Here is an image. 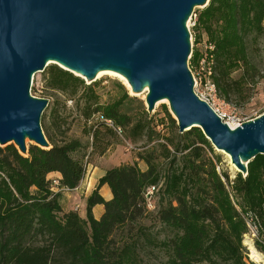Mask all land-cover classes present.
Listing matches in <instances>:
<instances>
[{
	"label": "trees",
	"instance_id": "trees-1",
	"mask_svg": "<svg viewBox=\"0 0 264 264\" xmlns=\"http://www.w3.org/2000/svg\"><path fill=\"white\" fill-rule=\"evenodd\" d=\"M195 28L213 45L218 95L238 104L250 85L264 77L258 60L264 0H210L198 11ZM198 41L195 36L194 43ZM199 55V49L192 48L190 63ZM45 70L48 87L66 98L82 89V115L92 143L87 151L85 143L67 135V127H61L66 116L55 105L50 111L52 127L42 128L49 148L30 144L23 155L13 144L0 146V264H256L248 259L243 242L247 227L241 212H260L264 154L248 162L245 176L237 173L230 189L228 175L217 171L216 156L208 154L213 148L200 128L176 129L165 136L155 130L147 111L141 110L135 120L128 114L123 100L135 101L141 109V99L125 92L123 100L103 107L81 76L56 64ZM163 107L169 124L175 126L176 120ZM98 113L120 126L129 142H141L136 157L146 168L134 162L106 170L98 186L107 184L111 198L95 189L82 218L74 210L62 209L53 186L56 182L59 188L76 187L90 158L111 145L116 133L95 118ZM51 172L60 177H49ZM160 181L154 220L144 225V193ZM97 204L103 208L95 218L92 209Z\"/></svg>",
	"mask_w": 264,
	"mask_h": 264
},
{
	"label": "water",
	"instance_id": "water-1",
	"mask_svg": "<svg viewBox=\"0 0 264 264\" xmlns=\"http://www.w3.org/2000/svg\"><path fill=\"white\" fill-rule=\"evenodd\" d=\"M209 1L0 0V145L13 144L23 155L28 140L50 147L41 126L48 100L30 88L53 59L86 78L102 68L118 70L133 94L147 84V112L167 99L179 132L200 128L245 176L248 162L264 154V112L231 127L195 93L188 66L186 22Z\"/></svg>",
	"mask_w": 264,
	"mask_h": 264
},
{
	"label": "rangeland",
	"instance_id": "rangeland-1",
	"mask_svg": "<svg viewBox=\"0 0 264 264\" xmlns=\"http://www.w3.org/2000/svg\"><path fill=\"white\" fill-rule=\"evenodd\" d=\"M202 7H197L192 14L191 19L188 21V26L191 31L192 39V48L193 49H202L203 43L207 41V37L201 29H196V19L198 11ZM199 36V41L194 43V37ZM260 47V56L259 67L262 70L264 75V40L259 45ZM54 65V63H49L46 67ZM45 67V69H46ZM36 72L32 78V84L30 88V93L33 96L46 98L48 100V105L43 110L41 115V126L43 127H52L50 111L51 108L55 105L58 107L59 111L62 113V116H66L65 124H62L61 127H67V135L69 137L78 138L87 145L86 150L89 151L92 143L91 131L89 130V125L85 121V117L82 115V107L84 106V99L81 97L80 93L82 89L79 90L78 94L74 98H66V95L50 89L47 85V76L46 70ZM240 74V69L234 72V76ZM84 83L90 85L93 92L97 95V100L100 105L103 107L107 104H111L118 99H122L123 94L126 92L131 97L142 100V105L144 108L139 109L138 104L135 101L127 102L123 100L124 106L127 107L128 114L132 117V120H135L139 115L141 110H147L146 103L144 102L145 93L141 92L139 94L130 93L124 82L115 75L105 74L95 79L94 81L87 83L84 80ZM135 95V96H134ZM227 102V101H226ZM230 105V109H225L226 115H224V120L229 122H242L249 119H252L264 112V77L259 78L257 83L254 86L249 87L245 98L238 102V104L227 102ZM169 109V105L165 102H159L155 105L151 113L148 111V115L152 117V124L155 126V130L159 131L161 134L170 135L171 131L175 132L177 127V122L175 121V126L169 124L167 117L165 116L164 107ZM101 111V110H100ZM232 117H234L232 119ZM89 130V133L86 131ZM160 141V140H154ZM27 147L34 142L28 140L26 141ZM141 144H133L129 142L124 133L122 136L115 134L111 138V145L102 155H93L90 158V162L87 165V170L83 179L77 184L74 188H59L53 186V190L59 193V204L63 210H74L82 218L86 216V203L88 196L98 188V193L101 195L104 194L102 186H98L99 178L104 175L106 170L111 167L117 166L122 163H136L140 169H145L146 164L139 160L136 157L137 151L139 152L138 146ZM3 147V145H0ZM213 152H208L209 156H216V168L220 174L227 173L228 175V184L231 189L232 180L237 175L238 171L235 170L234 166L230 164L228 156L217 150L212 144ZM218 157V158H217ZM242 174V173H241ZM223 180H226L223 177ZM162 182L155 184L157 191L154 194V202L156 204L160 201V188ZM156 209L149 210L147 209V215L144 217L142 224L149 225L154 220ZM253 250V249H252ZM258 253L259 259L261 257V262H256V264H264V258L261 255V252ZM258 259V260H259ZM257 260V259H256ZM253 261V258H252Z\"/></svg>",
	"mask_w": 264,
	"mask_h": 264
},
{
	"label": "built area",
	"instance_id": "built-area-1",
	"mask_svg": "<svg viewBox=\"0 0 264 264\" xmlns=\"http://www.w3.org/2000/svg\"><path fill=\"white\" fill-rule=\"evenodd\" d=\"M213 45L211 43L204 42L203 50L199 49V57L192 64L188 61L189 69L194 79V91L204 101H206L210 107L222 118L224 122L239 124V122H229L224 120L226 115L225 109H230L229 103L218 95L216 84L214 81V67L215 60L213 54ZM191 57V56H190ZM190 59V58H189ZM96 119L102 120L106 125L111 127L116 134L122 136L123 130L120 126L116 125L110 118H105L102 114H96ZM234 117H232L233 119ZM55 186L56 182L54 183ZM157 191L156 185H150L147 187L144 197L145 206L147 209H155L154 194ZM246 227L247 233L244 235V244L248 248V259L252 261L251 250L264 253V201L262 203L260 212L245 211L241 212Z\"/></svg>",
	"mask_w": 264,
	"mask_h": 264
},
{
	"label": "bare ground",
	"instance_id": "bare-ground-1",
	"mask_svg": "<svg viewBox=\"0 0 264 264\" xmlns=\"http://www.w3.org/2000/svg\"><path fill=\"white\" fill-rule=\"evenodd\" d=\"M186 24H187V26H188V21L186 22ZM56 63L57 65H59V66H61V67H63V68H66L62 63H60V62H58V61H56V60H53V59H49L48 61H47V63ZM74 74H77V75H81V77H83V79L85 80V81H87V82H89V81H92L93 79H97V78H99L100 76H102V75H105V74H109V75H115V76H117V77H119L123 82H124V84L126 85V87L128 88V90H129V92L130 93H133V90H132V86H131V84H130V82H129V80H128V78L123 74V73H121L120 71H118V70H115V69H110V68H102V69H99L96 73H94L95 75L92 77V78H86V77H84L82 74H81V72L80 71H76V70H71ZM145 86H143V89H142V91H140V92H144V93H146L147 92V84H144ZM140 92H137V93H140ZM159 102H165V103H167L168 104V101H167V99H161V100H159V101H157L156 102V104L157 103H159ZM155 104V105H156ZM229 125L231 126V127H233L234 125H236V124H234V123H229ZM221 152H223V151H221ZM223 153H225V152H223ZM227 156H228V158H229V160H230V156L227 154V153H225ZM230 164L231 165H233L234 166V168H235V170H238V168L230 161ZM261 255L263 256V258H264V253L263 252H261ZM251 256H252V258H253V261H256V262H261L262 263V259H261V257H260V259H259V256H258V253H256V251L253 249V250H251ZM257 259V260H256ZM259 259V260H258ZM259 264V263H258Z\"/></svg>",
	"mask_w": 264,
	"mask_h": 264
},
{
	"label": "crops",
	"instance_id": "crops-1",
	"mask_svg": "<svg viewBox=\"0 0 264 264\" xmlns=\"http://www.w3.org/2000/svg\"><path fill=\"white\" fill-rule=\"evenodd\" d=\"M49 177H60V174L58 172H51L49 173ZM102 189L104 190V194L102 195L105 199L111 198V191L107 184H103ZM102 205L97 204L93 206L92 212L95 218H98L102 211Z\"/></svg>",
	"mask_w": 264,
	"mask_h": 264
}]
</instances>
